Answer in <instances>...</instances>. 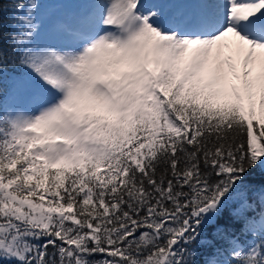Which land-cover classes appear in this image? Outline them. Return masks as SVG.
<instances>
[{
    "label": "snow or ice",
    "instance_id": "snow-or-ice-1",
    "mask_svg": "<svg viewBox=\"0 0 264 264\" xmlns=\"http://www.w3.org/2000/svg\"><path fill=\"white\" fill-rule=\"evenodd\" d=\"M257 167L264 0H0V264H264Z\"/></svg>",
    "mask_w": 264,
    "mask_h": 264
},
{
    "label": "trees",
    "instance_id": "trees-1",
    "mask_svg": "<svg viewBox=\"0 0 264 264\" xmlns=\"http://www.w3.org/2000/svg\"><path fill=\"white\" fill-rule=\"evenodd\" d=\"M8 71L11 72V71H15V70L10 68V69H8ZM246 179H247L248 183L258 186L262 182H264V174H262L259 167H257L255 169H253L251 173L248 174ZM232 206L234 207L235 205H232ZM257 209H259L258 203H257ZM230 223H231V218L228 216L227 210H225L224 215L218 221V225L219 226H229ZM214 227L215 226L207 228L204 231V233H202L201 239L207 238V239L213 240L216 246H220V245H222L223 242L216 239L213 236ZM234 227L237 229V231L239 230L238 224L234 225ZM211 252H212V248H210V247L209 248H204V247L200 248L199 253L196 257L197 264H202L204 255L210 254Z\"/></svg>",
    "mask_w": 264,
    "mask_h": 264
}]
</instances>
